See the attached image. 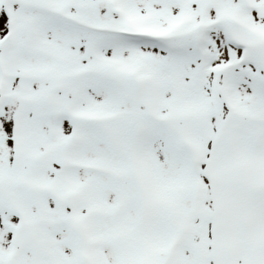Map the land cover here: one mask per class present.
<instances>
[{
	"label": "snow or ice",
	"instance_id": "obj_1",
	"mask_svg": "<svg viewBox=\"0 0 264 264\" xmlns=\"http://www.w3.org/2000/svg\"><path fill=\"white\" fill-rule=\"evenodd\" d=\"M0 264H264V0H0Z\"/></svg>",
	"mask_w": 264,
	"mask_h": 264
}]
</instances>
